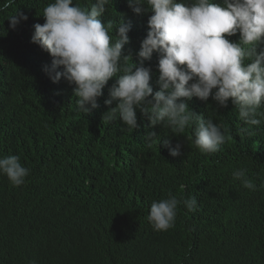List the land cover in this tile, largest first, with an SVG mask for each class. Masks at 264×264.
Returning a JSON list of instances; mask_svg holds the SVG:
<instances>
[{
  "label": "trees",
  "instance_id": "obj_1",
  "mask_svg": "<svg viewBox=\"0 0 264 264\" xmlns=\"http://www.w3.org/2000/svg\"><path fill=\"white\" fill-rule=\"evenodd\" d=\"M52 2L16 0L0 13V157L19 156L29 169L21 186L0 173V264H264V116L254 136L241 137L247 125L231 101L221 108L211 97L193 98L190 109L232 137L219 152L203 153L194 144V125L173 133L153 127L138 109L136 130L118 116L103 120L116 107L105 104L116 78L86 115L74 85L53 83L43 71L51 56L31 42ZM92 2L79 0L82 7ZM106 7L104 24L131 25L124 52L138 64L151 12L136 15L127 0ZM18 11L28 20L12 30L7 18ZM158 78L157 67L154 93ZM177 143L181 155L173 157L169 145ZM241 168L255 190L233 178ZM169 193L195 197L197 210L178 205L175 226L157 232L147 216L153 201Z\"/></svg>",
  "mask_w": 264,
  "mask_h": 264
},
{
  "label": "clouds",
  "instance_id": "obj_2",
  "mask_svg": "<svg viewBox=\"0 0 264 264\" xmlns=\"http://www.w3.org/2000/svg\"><path fill=\"white\" fill-rule=\"evenodd\" d=\"M112 0H94L82 7L79 0H53L43 9L44 23L34 25L31 42L51 56L43 71L53 83L62 79L74 85L77 107L90 114L98 108L109 81L106 105L115 108L103 120L117 116L129 131L139 127L137 109L153 127L163 126L173 133L194 127V144L203 153H217L232 139L227 129L212 118H205L189 107L193 98L207 102L211 97L221 108L229 101L238 111L241 137L254 136L264 116V0H127L136 14L150 11L149 31L138 52V64L124 52L130 43L131 25L104 24L101 17ZM16 0H3L0 13L7 12ZM147 6V8H145ZM9 27H17L28 16L9 15ZM115 26V35H111ZM131 61V64L129 63ZM159 69V91L150 84L151 70ZM60 69H63L61 71ZM156 133L146 136L152 146ZM181 145H169L170 155H181ZM246 169L234 170L232 176L243 187L255 190L246 178ZM0 173L14 186H21L29 175L19 156L0 157ZM181 189L185 185L180 186ZM197 210L195 197L178 199L171 193L166 199L153 201L147 216L157 232L175 226L178 205Z\"/></svg>",
  "mask_w": 264,
  "mask_h": 264
}]
</instances>
